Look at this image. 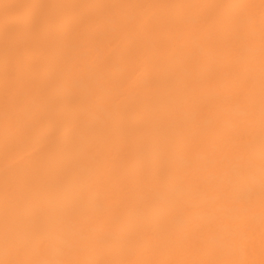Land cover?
<instances>
[{
	"label": "bare ground",
	"instance_id": "6f19581e",
	"mask_svg": "<svg viewBox=\"0 0 264 264\" xmlns=\"http://www.w3.org/2000/svg\"><path fill=\"white\" fill-rule=\"evenodd\" d=\"M0 264H264V0H0Z\"/></svg>",
	"mask_w": 264,
	"mask_h": 264
}]
</instances>
